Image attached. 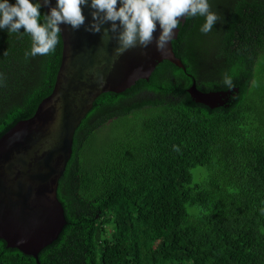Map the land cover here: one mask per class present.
<instances>
[{"label": "trees", "instance_id": "obj_1", "mask_svg": "<svg viewBox=\"0 0 264 264\" xmlns=\"http://www.w3.org/2000/svg\"><path fill=\"white\" fill-rule=\"evenodd\" d=\"M209 4L213 29L185 18L171 43L184 70L163 61L94 101L58 181L60 234L37 260L0 240V264H264V0ZM23 31L0 29V137L50 95L60 65V37L26 59ZM193 81L230 94L210 109Z\"/></svg>", "mask_w": 264, "mask_h": 264}, {"label": "water", "instance_id": "obj_2", "mask_svg": "<svg viewBox=\"0 0 264 264\" xmlns=\"http://www.w3.org/2000/svg\"><path fill=\"white\" fill-rule=\"evenodd\" d=\"M42 10L49 12L47 7ZM90 13L84 7L85 25L91 23ZM60 28L61 59L50 95L29 119L0 137V240L35 260L65 225L57 199L58 181L71 157L74 133L94 101L104 93H123L140 80L147 82L163 61L184 70L171 46L178 29L165 55L157 52L154 40L146 49L137 47L116 57V42H105L102 34L84 27L74 31L64 24ZM159 31L157 25L155 36ZM187 93L195 103L213 109L223 105L230 91L201 92L193 81Z\"/></svg>", "mask_w": 264, "mask_h": 264}, {"label": "clouds", "instance_id": "obj_3", "mask_svg": "<svg viewBox=\"0 0 264 264\" xmlns=\"http://www.w3.org/2000/svg\"><path fill=\"white\" fill-rule=\"evenodd\" d=\"M42 7L49 8V12L41 23ZM84 7L91 9L92 20L88 25H85ZM196 16L205 17L200 29L204 34L221 19L210 10L209 0H56L55 6L51 0H15V3L0 0V29L18 33L23 28L31 37L26 59L55 52L61 24L69 25L74 31L84 27L87 32L102 34L105 42L115 41L116 57L137 47L146 49L154 40L157 52L165 55L181 20ZM157 25L160 31L155 36ZM223 82L228 88L233 86L229 76ZM174 150L179 151L175 146Z\"/></svg>", "mask_w": 264, "mask_h": 264}, {"label": "rangeland", "instance_id": "obj_4", "mask_svg": "<svg viewBox=\"0 0 264 264\" xmlns=\"http://www.w3.org/2000/svg\"><path fill=\"white\" fill-rule=\"evenodd\" d=\"M199 173H202V170L201 169H197V170H194L193 171V176H194V180L195 181H198L199 180Z\"/></svg>", "mask_w": 264, "mask_h": 264}]
</instances>
